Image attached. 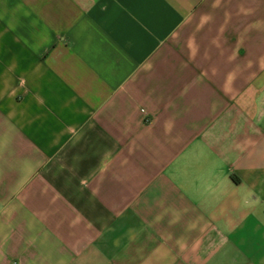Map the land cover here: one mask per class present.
Returning <instances> with one entry per match:
<instances>
[{
	"label": "crops",
	"instance_id": "obj_1",
	"mask_svg": "<svg viewBox=\"0 0 264 264\" xmlns=\"http://www.w3.org/2000/svg\"><path fill=\"white\" fill-rule=\"evenodd\" d=\"M0 264H264V0H0Z\"/></svg>",
	"mask_w": 264,
	"mask_h": 264
}]
</instances>
